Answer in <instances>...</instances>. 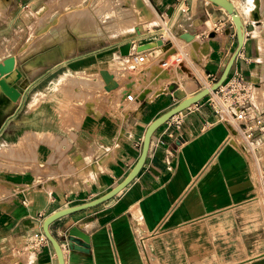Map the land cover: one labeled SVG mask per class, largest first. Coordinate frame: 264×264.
Instances as JSON below:
<instances>
[{
  "label": "crops",
  "instance_id": "obj_1",
  "mask_svg": "<svg viewBox=\"0 0 264 264\" xmlns=\"http://www.w3.org/2000/svg\"><path fill=\"white\" fill-rule=\"evenodd\" d=\"M122 1L99 0L101 6ZM144 1L152 22L132 32L87 40L68 30L22 58L26 28L31 32L53 2L63 6L58 18L74 1L1 0L0 63L16 56L26 82L22 99L0 118V264H59L50 242L33 249L44 219L121 183L140 157L148 126L204 89L208 74L219 78L236 50V27L221 7ZM231 1L245 25V44L230 75L243 73L252 87L250 110L264 117V0ZM95 3L86 4L92 13ZM165 22L171 45L154 48L144 66L129 70V56L151 41L147 29ZM127 43L136 51L124 56ZM175 49L190 59L160 66ZM104 70L112 71L117 88L105 89ZM130 77L132 91L147 89L142 100L122 96ZM196 105L183 112L182 129L167 122L155 132L128 187L50 226L65 264H264V132L255 130L251 150L233 126L215 122L203 101Z\"/></svg>",
  "mask_w": 264,
  "mask_h": 264
},
{
  "label": "water",
  "instance_id": "obj_2",
  "mask_svg": "<svg viewBox=\"0 0 264 264\" xmlns=\"http://www.w3.org/2000/svg\"><path fill=\"white\" fill-rule=\"evenodd\" d=\"M214 5H217L224 9L227 14L231 17L235 27H236V37H237V48L228 60L224 70L221 75L210 87L202 89L197 94L184 99L177 106L173 107L171 110L163 114L162 116L155 119L147 128L144 138H143V146L140 157L130 171V173L126 176V178L119 183L115 188H113L107 194L87 202L82 205L65 208L54 212L47 216L43 221V234L47 238L48 242H50L55 250L56 256L58 258L59 264H65V255L64 250L61 247L58 240L54 237L50 230V226L56 222L57 220L71 215L76 212H81L84 210L92 209L97 206H100L110 199L114 198L121 191H123L126 187L130 185V183L138 176L140 171L142 170L146 159L148 157V153L151 146L152 138L155 132L166 124L173 116L184 112L189 109L191 106L198 104L203 99H205L212 92L219 90L221 86H223L228 80L232 68L240 54L242 48L245 44V25L241 16L237 13L236 7L231 0H206ZM187 40L191 41L193 36L190 34H186L184 37ZM165 45L164 40L159 37L151 38L150 42L140 44L137 48V51H146L151 50L156 47H163ZM132 48V43H127L121 47V52L124 56H128L130 50ZM101 76L105 82V89L107 91H111L118 87V83L114 81V77L106 70L101 71ZM24 82H26V77L23 71L21 70L18 60L16 56H9L5 58L0 63V118H2L5 111L12 108L16 105L23 97L24 93ZM144 98V93L140 96V100Z\"/></svg>",
  "mask_w": 264,
  "mask_h": 264
},
{
  "label": "built area",
  "instance_id": "obj_3",
  "mask_svg": "<svg viewBox=\"0 0 264 264\" xmlns=\"http://www.w3.org/2000/svg\"><path fill=\"white\" fill-rule=\"evenodd\" d=\"M188 8L186 6H178L179 12H186ZM171 31L169 23L165 22L158 33L159 38L164 40L165 44L172 43L171 39L164 38L165 31ZM133 48V47H132ZM165 48V47H164ZM136 51L134 46L133 48ZM155 49L147 51H134L135 53L129 56L128 69L131 71H136L140 67L144 66L147 63V53ZM172 58V62H169L168 59ZM190 58L187 53H179L176 49L172 52H169L165 59L160 61V66L163 68L169 67L171 64H182L184 61H188ZM156 77L158 78L157 74ZM130 82L125 85L122 96L128 102H134L140 100V96L145 93L147 90H142L139 93L132 91L136 82L132 80V77L129 78ZM214 75H207V82L205 88L210 87L214 82L217 81ZM252 87L246 81L244 75L240 71L233 72L226 83L219 88V90L212 92L202 101L209 106L215 115L216 123L230 124L236 130V134L240 135L243 142L251 150L255 149V144L253 141V136L255 130L259 132H264V117L258 116L252 110H250ZM197 105L191 106L195 108ZM196 109V108H195ZM168 123L180 130L184 125V115L183 112L173 116ZM169 138L173 137L172 134L168 135ZM260 182L264 190V169L260 171ZM48 243L47 238L43 233L35 234L33 241V249L37 250L41 246Z\"/></svg>",
  "mask_w": 264,
  "mask_h": 264
},
{
  "label": "bare ground",
  "instance_id": "obj_4",
  "mask_svg": "<svg viewBox=\"0 0 264 264\" xmlns=\"http://www.w3.org/2000/svg\"><path fill=\"white\" fill-rule=\"evenodd\" d=\"M125 2H130L132 7L123 5L106 6V8L103 10V6L102 11L99 14L98 12H95L94 15L76 12L69 18V27L73 31L77 32V34H80L82 36L84 34L90 36V40H98L104 37L103 33L105 32V30H103V25L106 23H108L106 25H109L111 29L114 28L116 31H119L121 33H129L134 31L135 26H138L145 22H152L151 19L154 15L153 11L151 9V6H148L144 0H125ZM56 3L57 2H53L52 5H50V9L47 14L50 12L52 7H56L53 6L56 5ZM55 20L59 19L55 18ZM65 22V19L61 17V23L58 26H50L51 28H54L52 29V31H50L52 32L51 37H44L43 39L45 41L51 42L53 41V38H56L57 35L56 40H59L58 35L64 33L66 30ZM44 32L46 33H42L43 36L48 33L47 31ZM164 38L172 39L173 36L170 31L166 30L164 33ZM40 43V38L36 37V39L25 48L22 56H25L28 53L39 49ZM109 73L112 75V71H109Z\"/></svg>",
  "mask_w": 264,
  "mask_h": 264
},
{
  "label": "rangeland",
  "instance_id": "obj_5",
  "mask_svg": "<svg viewBox=\"0 0 264 264\" xmlns=\"http://www.w3.org/2000/svg\"><path fill=\"white\" fill-rule=\"evenodd\" d=\"M74 1V3H73V5H71V6H68V8H69V11L68 12H61L60 14H58L59 16H61V15H64L65 13H67V15L66 16H61L63 19H65V24H66V30H65V32L64 33H61L60 35H58L59 37V40H61V38H64L66 35H68V30H71V32L73 33V34H75V35H77L78 37H83V38H86L87 40H90V36H88V35H80V34H77V32H75V31H73L70 27H69V18L74 14V13H88V14H95V12L97 13L98 12V14L102 11V7L103 6H101V2H99V0H96V3H95V6H94V8H95V11L92 13L89 9H87V7H90V6H86V4H87V2H90V3H92V2H95V0H82V1H76V0H73ZM125 1H122L121 3H118V4H116L117 6H120V5H126V6H128V5H130V4H128V2H125ZM1 4H2V2H1V0H0V6H1ZM98 4L100 5V6H98ZM110 4H112V3H109V5ZM53 6H55V5H53ZM132 7V6H131ZM63 8V6H56V7H52V9L50 10V12L48 13V14H46L43 18H41V19H39L38 21H37V23H36V25L35 26H33L32 27V29H31V32H29V28H26V33L28 32V34L25 36V37H23V39H26L27 37H28V35L30 34V36H29V39H28V42L24 45V47L22 48V50L20 51V56L23 58V57H25V56H22V53H24V50H25V48L30 44V43H32L35 39H36V37L37 38H40V41H41V43H40V47L41 46H43L45 43H49V41H45L43 38L44 37H51V35H52V32H50V31H52V29H54V28H51L50 26H58L60 23H61V17H58V18H56V19H59V20H55V18L53 17V15L58 11V10H60V9H62ZM106 8V6H104V8H103V10ZM155 22H156V24L158 23V22H160V19H156L155 20ZM154 22V23H155ZM106 24H108V23H106ZM106 24H104L103 25V30H105V32L103 33V36L105 35V34H108V35H114V34H119V33H121V32H119V31H116L114 28H110L109 27V25H106ZM107 27V28H106ZM160 29H161V27L160 26H155V27H150V28H148L147 29V31H146V33L147 32H149L148 30H153V33H152V38H154V37H158V33L160 32ZM134 30H135V28H134ZM44 31H47L48 33L47 34H45L44 36L42 35V33H46V32H44ZM117 32V33H116ZM66 33V34H65ZM49 35V36H48ZM43 36V37H42ZM90 37V38H89ZM43 39V40H42ZM54 39L56 40L57 39V35H56V38H53V41H54ZM92 40V39H91ZM13 49V46H11L10 47V49H9V51H11ZM4 53H6V51L5 52H2V54H4ZM1 54V55H2ZM29 54V53H28ZM1 153H3V152H1Z\"/></svg>",
  "mask_w": 264,
  "mask_h": 264
}]
</instances>
